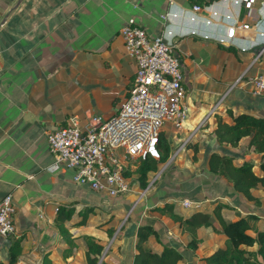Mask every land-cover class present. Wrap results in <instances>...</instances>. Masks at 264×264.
<instances>
[{
	"label": "crops",
	"instance_id": "crops-1",
	"mask_svg": "<svg viewBox=\"0 0 264 264\" xmlns=\"http://www.w3.org/2000/svg\"><path fill=\"white\" fill-rule=\"evenodd\" d=\"M15 1L0 0V19ZM198 3L205 7L193 12L191 0H22L0 25V198L11 193L14 234H24L15 264H42L45 253L59 264H86L84 247L69 251L55 225L61 203H72L76 209L123 205V218L109 239L94 224L74 226L65 221L73 235L89 232L108 239L102 257L111 264H132L140 223L152 224L163 243H173L184 253L180 264H207L203 257L223 244L224 235L203 226L199 232L204 243L191 249L186 245L188 233L181 232L178 222L153 209L167 200L182 212V196H194L208 209L211 194L224 198L232 205L223 210L226 218L255 213L261 217L253 222L264 227V206L246 200L225 178L215 180L204 151L217 146L210 133L215 112L227 116L229 108L264 116V95L251 93L252 77L264 72V0H253L248 7L233 0ZM129 19L150 34L172 36L188 107L178 132L195 136L203 155L192 160L190 148L179 141L182 144L166 162L172 169L158 183L142 190L133 183L129 191L113 197L76 182L74 167L55 162L47 134L71 115L84 124L94 116L115 113L136 69L119 32ZM235 20L258 25V30L237 32L233 37L237 45L207 36L226 38ZM193 29L199 32H190ZM251 40L262 43L257 59L254 51L239 47ZM248 156L254 158L253 153ZM146 243L154 250L162 248L153 237Z\"/></svg>",
	"mask_w": 264,
	"mask_h": 264
},
{
	"label": "trees",
	"instance_id": "trees-1",
	"mask_svg": "<svg viewBox=\"0 0 264 264\" xmlns=\"http://www.w3.org/2000/svg\"><path fill=\"white\" fill-rule=\"evenodd\" d=\"M191 1L199 2V0ZM227 48L235 47L228 45ZM225 112L227 116L221 112L213 114L215 122L210 133L215 137L217 146H220L221 150L216 147L206 151L207 168L215 180L216 177L225 178L246 200L254 203L256 207H262L264 206V116L244 110L234 112L229 108ZM171 132V124L165 122L156 144L158 156L148 153L138 158L133 169L127 164L124 166V175L131 184L136 183L139 189H144L152 176L166 162L172 148ZM186 147L191 150L192 160L202 157L198 141L190 139ZM249 153H253L254 158L248 156ZM211 198V209L197 203L189 208L183 207V211L180 212L175 210V202L167 200L154 206L153 209L168 215L173 222H178L181 232L188 233L186 245L191 249H196L204 243V237L199 232L203 226H211L214 231L224 235L223 244L216 246L211 253L203 257L207 264H264V227L253 222L259 220L261 216L246 213L236 218H226L223 210L232 205L228 200L214 197L212 194ZM191 199L200 200L194 196ZM101 207L97 209L95 205H86L76 209L72 203L57 205L55 225L62 241L68 244L69 251L73 246H83L86 264H111L102 257V254L107 240L113 236L123 218L124 207L118 203ZM67 220H70L74 226L94 224L105 231L108 239L89 232L73 235L65 224ZM126 221L121 224L119 232L124 228ZM136 236L132 264H180L179 261L184 253L173 243H163L158 230L152 224L140 223L136 228ZM150 237L162 244L159 251L146 243ZM23 239L24 234H12L0 243V264L17 262ZM42 264L59 263L45 253Z\"/></svg>",
	"mask_w": 264,
	"mask_h": 264
},
{
	"label": "built area",
	"instance_id": "built-area-1",
	"mask_svg": "<svg viewBox=\"0 0 264 264\" xmlns=\"http://www.w3.org/2000/svg\"><path fill=\"white\" fill-rule=\"evenodd\" d=\"M252 1L233 0L245 7ZM203 7L205 5L192 2L193 12ZM248 30L256 32L258 25L249 27V23L235 20L228 26L226 38L216 34L207 36L237 45L233 37L237 32ZM119 32L136 69L132 84L115 113L108 117L94 116L84 124L76 115H71L67 123L47 134L55 162L74 167L76 182L113 197L131 189L132 184L124 175L127 159L142 158L148 153L158 156L156 144L163 124L169 122L172 129H181L188 115L181 58L172 36L150 34L132 19L123 23ZM261 44L251 40L239 47L254 51V59H257ZM251 93L264 95V72L252 77ZM180 204L191 207L197 203L183 197ZM14 210L12 195L7 192L0 198V243L15 232Z\"/></svg>",
	"mask_w": 264,
	"mask_h": 264
},
{
	"label": "rangeland",
	"instance_id": "rangeland-1",
	"mask_svg": "<svg viewBox=\"0 0 264 264\" xmlns=\"http://www.w3.org/2000/svg\"><path fill=\"white\" fill-rule=\"evenodd\" d=\"M182 129V128H181ZM180 129H172V132H171V138H170V140H171V142H172V148H171V153H170V155L169 156H171L172 155V153H173V151L177 148H179L180 147V145L182 144V143H179V141H184L183 142V145H181L182 147H186V143L190 140V139H194L195 138V136H191L190 134H187V132H178ZM185 131H187V130H185ZM176 132V133H175ZM176 134V135H175ZM180 137V138H179ZM192 137V138H191ZM180 139V140H179ZM176 143H179V145H178V147L177 146H175V144ZM218 148V150L220 149L221 150V148H220V146H215V148ZM187 148V147H186ZM176 149V150H177ZM175 150V151H176ZM188 150H190V149H188ZM188 150H186L185 151V153L187 152V153H190V151H188ZM208 151L210 150L209 148L207 149ZM207 150H204V151H207ZM183 155H184V153H183ZM169 158V157H168ZM168 158H167V160H168ZM137 158H134V157H129L128 159H127V161H126V164L131 168V169H133L135 166H136V163H137ZM167 160H166V162H167ZM164 163L162 166H161V168L152 176V178H151V180L149 181V183H148V185H152L153 183H158L159 181H160V179H161V176L163 175V174H165L166 173V171H168L169 169H172V167L170 166V161L168 162V163ZM155 180V181H154ZM131 183V182H130ZM147 185V186H148ZM147 186L145 187V188H147ZM144 188V189H145ZM226 209H228V208H226ZM225 209V210H226Z\"/></svg>",
	"mask_w": 264,
	"mask_h": 264
},
{
	"label": "water",
	"instance_id": "water-1",
	"mask_svg": "<svg viewBox=\"0 0 264 264\" xmlns=\"http://www.w3.org/2000/svg\"><path fill=\"white\" fill-rule=\"evenodd\" d=\"M22 0H16L13 5L8 9V11L3 15V17L0 19V25L3 24L7 17L17 8V6L20 4Z\"/></svg>",
	"mask_w": 264,
	"mask_h": 264
}]
</instances>
